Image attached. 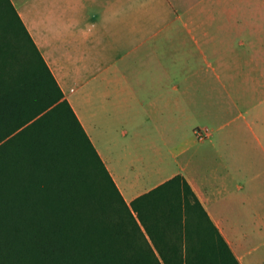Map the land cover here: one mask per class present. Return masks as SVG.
I'll list each match as a JSON object with an SVG mask.
<instances>
[{
	"label": "crops",
	"instance_id": "obj_1",
	"mask_svg": "<svg viewBox=\"0 0 264 264\" xmlns=\"http://www.w3.org/2000/svg\"><path fill=\"white\" fill-rule=\"evenodd\" d=\"M11 1L127 202L181 174L240 263L264 264V0ZM114 132L132 168L152 151L135 184L107 162Z\"/></svg>",
	"mask_w": 264,
	"mask_h": 264
},
{
	"label": "trees",
	"instance_id": "obj_2",
	"mask_svg": "<svg viewBox=\"0 0 264 264\" xmlns=\"http://www.w3.org/2000/svg\"><path fill=\"white\" fill-rule=\"evenodd\" d=\"M168 232L199 245H160ZM0 264H241L183 175L127 202L11 0H0Z\"/></svg>",
	"mask_w": 264,
	"mask_h": 264
},
{
	"label": "rangeland",
	"instance_id": "obj_3",
	"mask_svg": "<svg viewBox=\"0 0 264 264\" xmlns=\"http://www.w3.org/2000/svg\"><path fill=\"white\" fill-rule=\"evenodd\" d=\"M17 30H19V34L21 36H24L26 38V36L24 35V32H22L20 27H17ZM25 41H26V47H28L29 51L31 52L32 59L37 61V63L38 62L40 63L39 58L37 57L36 53L33 51L32 45L30 44V42L28 41L27 38ZM47 79H48V81H50L49 78H47ZM108 136L116 139V143L111 145V147H110L111 159L107 158V162L113 168V171H115V172L117 171L118 174H121L128 182L135 184L137 182V181H135L136 178L138 179V177H136V170L137 169H141L143 166L145 169H149V174L154 170L155 166H153V164H152V151L151 150L142 151L144 154H146L147 159L144 161H140V163L135 164L134 168H132L130 165V164H132L131 158L128 156L125 157V154L126 153L127 154L135 153L138 150L137 151L135 149L134 150L129 149L128 151L124 150V148L122 147V143L120 142V140L122 139L121 132H118V133L114 132ZM106 151H103V152H106ZM154 180H155V176L154 177L151 176L150 180L148 182L152 183V182H154ZM260 185H261L260 190L264 191V183L260 182ZM263 199H264V196L260 197V198H256L255 200L261 202V200H263ZM256 216H258V215H256ZM256 221H258V219H256ZM244 232L248 233L249 231L246 230ZM250 233H252V235L250 237L252 238L253 243L259 245V249L257 252L262 253L264 251V229H261L258 231H253V232L251 231Z\"/></svg>",
	"mask_w": 264,
	"mask_h": 264
},
{
	"label": "built area",
	"instance_id": "obj_4",
	"mask_svg": "<svg viewBox=\"0 0 264 264\" xmlns=\"http://www.w3.org/2000/svg\"><path fill=\"white\" fill-rule=\"evenodd\" d=\"M199 133H200V131H199Z\"/></svg>",
	"mask_w": 264,
	"mask_h": 264
}]
</instances>
